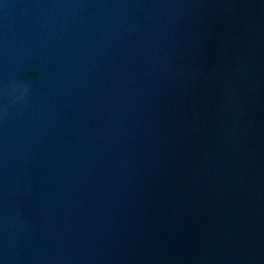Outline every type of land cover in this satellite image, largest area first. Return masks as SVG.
I'll return each instance as SVG.
<instances>
[{"label": "water", "instance_id": "water-1", "mask_svg": "<svg viewBox=\"0 0 264 264\" xmlns=\"http://www.w3.org/2000/svg\"><path fill=\"white\" fill-rule=\"evenodd\" d=\"M0 264H264V0H0Z\"/></svg>", "mask_w": 264, "mask_h": 264}]
</instances>
